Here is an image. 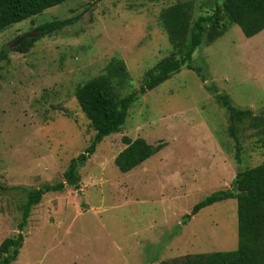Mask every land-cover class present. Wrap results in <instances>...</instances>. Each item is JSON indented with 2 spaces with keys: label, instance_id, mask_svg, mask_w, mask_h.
<instances>
[{
  "label": "rangeland",
  "instance_id": "obj_1",
  "mask_svg": "<svg viewBox=\"0 0 264 264\" xmlns=\"http://www.w3.org/2000/svg\"><path fill=\"white\" fill-rule=\"evenodd\" d=\"M189 1L194 19L214 2L69 0L0 33V52L8 55L0 63V245L18 234L27 191L63 182L71 160L93 141L77 88L120 59L130 75L122 94L140 91L146 73L173 53L163 12ZM68 19L74 23L14 51L41 25ZM192 65L200 73L183 67L140 96L122 131L79 169L80 190L44 195L13 264H190L184 258L237 249L236 199L188 222L184 216L211 194L232 190L241 166L264 162V125L239 126L238 162L228 114L206 89L218 88L239 109L263 110L264 31L247 38L231 26L217 41L207 38ZM125 137L165 146L122 173L115 159Z\"/></svg>",
  "mask_w": 264,
  "mask_h": 264
},
{
  "label": "trees",
  "instance_id": "obj_2",
  "mask_svg": "<svg viewBox=\"0 0 264 264\" xmlns=\"http://www.w3.org/2000/svg\"><path fill=\"white\" fill-rule=\"evenodd\" d=\"M67 1L69 0H0V33ZM193 12L191 1L179 2L163 12L161 23L171 41L173 53L146 73L140 91L122 94V90L130 82V75L125 62L120 59H114L101 75L77 88L78 104L96 132L93 141L84 153L71 160L63 182L27 191L26 201L20 207L22 219L18 225V234L5 239L0 245V264H13L18 260L25 242L23 232L32 209L42 202L45 194L62 192L67 186L80 190L79 169L94 155L105 138L122 131L129 110L142 94L156 89L183 67L200 73L192 65L193 55L207 38L213 43L234 25L240 27L247 38L264 31V0H214L209 12L195 19ZM73 23L74 19L53 21L41 25L36 32L43 38ZM37 40L38 38H25L14 51L26 52ZM7 56V51L2 50L0 63ZM206 89L228 114L229 133L237 146L236 159L241 162L243 148L238 136L239 126L264 125V112L256 115L250 110L239 109L234 106L230 96L220 93L218 88ZM123 141L127 147L115 159V164L122 173H129L141 166L165 146L163 143L153 146L143 138L132 140L125 137ZM229 199L237 200V249L184 258L190 264H264V162L252 168L241 166L233 181V189L217 191L197 203L191 213L184 216L185 222L190 221L201 210Z\"/></svg>",
  "mask_w": 264,
  "mask_h": 264
},
{
  "label": "water",
  "instance_id": "obj_3",
  "mask_svg": "<svg viewBox=\"0 0 264 264\" xmlns=\"http://www.w3.org/2000/svg\"><path fill=\"white\" fill-rule=\"evenodd\" d=\"M39 32H34L32 34H30L29 36H27L26 38H37L39 36ZM25 38L21 39L19 42H17V44H19L21 41H23ZM264 112V109L263 110H260V111H256L255 114L258 115L260 113Z\"/></svg>",
  "mask_w": 264,
  "mask_h": 264
}]
</instances>
